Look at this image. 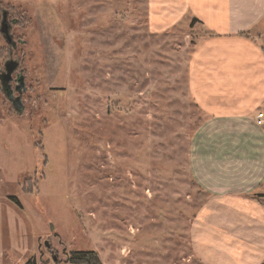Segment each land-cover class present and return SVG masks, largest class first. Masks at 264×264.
<instances>
[{
	"label": "rangeland",
	"instance_id": "obj_1",
	"mask_svg": "<svg viewBox=\"0 0 264 264\" xmlns=\"http://www.w3.org/2000/svg\"><path fill=\"white\" fill-rule=\"evenodd\" d=\"M4 14L16 47L0 32V75L19 62L26 90L12 86L20 115L0 81V264H205L191 243L209 199L191 172L200 30L154 35L146 0H0V29Z\"/></svg>",
	"mask_w": 264,
	"mask_h": 264
},
{
	"label": "crops",
	"instance_id": "obj_2",
	"mask_svg": "<svg viewBox=\"0 0 264 264\" xmlns=\"http://www.w3.org/2000/svg\"><path fill=\"white\" fill-rule=\"evenodd\" d=\"M146 5L154 35L182 22L202 33L189 64V89L207 119L192 143L191 172L209 199L191 230L194 253L205 264H261L264 124L257 121H264V0Z\"/></svg>",
	"mask_w": 264,
	"mask_h": 264
},
{
	"label": "water",
	"instance_id": "obj_3",
	"mask_svg": "<svg viewBox=\"0 0 264 264\" xmlns=\"http://www.w3.org/2000/svg\"><path fill=\"white\" fill-rule=\"evenodd\" d=\"M1 34L4 36L6 42L13 48L16 47V43L14 41V37L12 34V24H10L8 20V14L3 15V21L0 29ZM19 67V62L15 60H8L5 64V70L0 75V81L2 85V90L4 94L6 95L7 99L12 103L15 111L18 114H22L24 112V105L22 103V98L15 96V91L19 94H22L26 90V83H25V77L23 75H19L16 83V89L15 91L12 88V81H13V75L17 71V68Z\"/></svg>",
	"mask_w": 264,
	"mask_h": 264
},
{
	"label": "trees",
	"instance_id": "obj_4",
	"mask_svg": "<svg viewBox=\"0 0 264 264\" xmlns=\"http://www.w3.org/2000/svg\"><path fill=\"white\" fill-rule=\"evenodd\" d=\"M196 22V20H195ZM13 200L20 207V203L17 199ZM70 264H103L99 255L94 252H73L70 257Z\"/></svg>",
	"mask_w": 264,
	"mask_h": 264
},
{
	"label": "flooded vegetation",
	"instance_id": "obj_5",
	"mask_svg": "<svg viewBox=\"0 0 264 264\" xmlns=\"http://www.w3.org/2000/svg\"><path fill=\"white\" fill-rule=\"evenodd\" d=\"M8 20H9V18H8ZM10 23H12V22H10ZM17 70H18V68H17ZM16 72H17V71H16ZM16 72H15V73H16ZM15 73H14V74H15ZM16 75H17L16 79L13 77V81H12V83H11V85H12V86L15 85V87H16V85H17L16 80H17V78H18V76H19L18 74H16ZM20 95H21V94H20ZM16 97H19V96H16ZM20 97H21V96H20Z\"/></svg>",
	"mask_w": 264,
	"mask_h": 264
},
{
	"label": "built area",
	"instance_id": "obj_6",
	"mask_svg": "<svg viewBox=\"0 0 264 264\" xmlns=\"http://www.w3.org/2000/svg\"><path fill=\"white\" fill-rule=\"evenodd\" d=\"M257 123H258L259 125H263V124H264L263 116H260V117H259Z\"/></svg>",
	"mask_w": 264,
	"mask_h": 264
}]
</instances>
